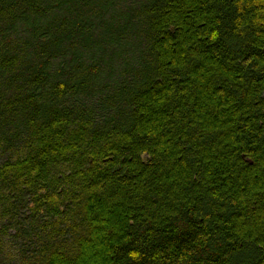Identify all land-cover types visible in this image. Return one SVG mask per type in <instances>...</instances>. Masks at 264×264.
<instances>
[{
  "label": "trees",
  "instance_id": "trees-1",
  "mask_svg": "<svg viewBox=\"0 0 264 264\" xmlns=\"http://www.w3.org/2000/svg\"><path fill=\"white\" fill-rule=\"evenodd\" d=\"M0 152L20 264H264V0H0Z\"/></svg>",
  "mask_w": 264,
  "mask_h": 264
},
{
  "label": "rangeland",
  "instance_id": "rangeland-1",
  "mask_svg": "<svg viewBox=\"0 0 264 264\" xmlns=\"http://www.w3.org/2000/svg\"><path fill=\"white\" fill-rule=\"evenodd\" d=\"M133 0H123L128 3ZM5 156L0 152V160ZM1 162V161H0ZM28 215L27 210H22L23 219ZM4 214L0 211V264H20L26 256L30 255L28 251L31 247L27 239L15 237V230L8 229L7 223L2 221Z\"/></svg>",
  "mask_w": 264,
  "mask_h": 264
}]
</instances>
